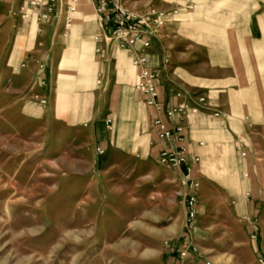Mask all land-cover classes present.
Instances as JSON below:
<instances>
[{
    "label": "rangeland",
    "instance_id": "obj_1",
    "mask_svg": "<svg viewBox=\"0 0 264 264\" xmlns=\"http://www.w3.org/2000/svg\"><path fill=\"white\" fill-rule=\"evenodd\" d=\"M29 1L0 0V264H264V130L231 141L208 109L214 137L197 144L184 204L127 52L93 41V3L66 26L63 5L42 19ZM122 3L164 12L145 53L172 80L240 57L264 104V0Z\"/></svg>",
    "mask_w": 264,
    "mask_h": 264
},
{
    "label": "built area",
    "instance_id": "obj_2",
    "mask_svg": "<svg viewBox=\"0 0 264 264\" xmlns=\"http://www.w3.org/2000/svg\"><path fill=\"white\" fill-rule=\"evenodd\" d=\"M62 1L63 4L60 2ZM93 3L94 12L101 30V34L95 36V43H103L109 46H114L117 50H132L139 45L142 50H147L151 44L154 33L164 27L163 21L164 12L149 9L145 13L131 12L126 9L122 0H90ZM65 8V14L62 22L69 26L72 21V16L76 13L80 0H30L29 6L39 8L43 11L42 19H47L50 13L56 8ZM172 15L177 14V10H172ZM100 48L95 50L99 53ZM167 63L164 57L162 67L157 69L152 68L149 57L146 53L140 52L130 56V67L134 70L135 79L133 90L143 96L144 105L152 108L158 114H164L166 118H171L174 114L184 116L187 114L194 115L202 109L205 103L203 96H198L196 104L189 106L182 103L175 108L164 109L158 101L157 79L160 70L164 71ZM214 117H218V113L214 112ZM107 124L111 120L106 121ZM157 141L164 143L165 147L160 151L158 158L161 164L175 170L185 169L179 173V181L181 186L191 192L198 187V183L192 174L193 168L186 167L188 163L189 152L186 147V137L183 129L180 127H170L168 123L157 117L152 121ZM199 146H202L199 143ZM242 157L246 156V152L240 153ZM199 162V158H193V164ZM247 177V174L244 175ZM249 193H246V197ZM186 204H195L192 195L185 196ZM192 216V215H191Z\"/></svg>",
    "mask_w": 264,
    "mask_h": 264
},
{
    "label": "crops",
    "instance_id": "obj_3",
    "mask_svg": "<svg viewBox=\"0 0 264 264\" xmlns=\"http://www.w3.org/2000/svg\"><path fill=\"white\" fill-rule=\"evenodd\" d=\"M77 12L78 9L76 13ZM76 13L74 15H76ZM172 17H175V15H172ZM149 48L147 50H149ZM147 50H142L141 47L137 45L132 50L125 51L128 54L130 62V56L132 54H138L140 52L145 53ZM149 60L152 68L157 69L160 67L161 61L158 63V66H156L157 64L153 63L154 59L152 56ZM247 61L240 57L231 58L220 68L223 74L217 77L214 75L211 77L195 75L192 73V70L176 66L174 67L173 73L175 76L172 80V77L166 72V69H164V71H158L159 74L156 84L158 101L162 104L165 110L182 103L193 106L196 104L198 96H203L207 99V102L205 101L200 113L196 116H190L191 114H187L186 116L189 117L184 119L185 117L175 114L172 119L169 120L168 124L170 127H180L184 130L183 133L186 137V147L189 152L186 167L193 168V176L196 171L195 164H193V158L199 156L198 154L200 151L197 149V144L201 143L204 145L202 142L203 140L214 137V132L209 120L208 109L214 110V112L217 113L220 111L223 114L224 121L230 131L228 136L231 138V141H235L242 135H247L246 132L248 131L247 129L249 125H253L256 128L260 127L261 130H264V119L262 122L256 123V113L259 108L262 109L264 114V104H261L263 97L260 98L261 94L256 89L258 84H255V78L253 77L254 74H248V68L246 66L251 65V62ZM170 81L172 82L171 84L169 83ZM188 91H198V93L195 94L196 97L192 99L193 97L184 94V92L188 93ZM138 95L144 104L143 96L140 94ZM177 95L181 96L177 97ZM146 109L149 113L151 112L152 121L157 117L167 121L164 114H158L149 107H146ZM222 116L218 113V117ZM160 145L162 150L165 147V144L160 143ZM184 169L185 166H183L181 170L175 171L179 175ZM190 193L191 192L189 191L186 192L183 188L182 195L184 204L185 196L191 195Z\"/></svg>",
    "mask_w": 264,
    "mask_h": 264
}]
</instances>
